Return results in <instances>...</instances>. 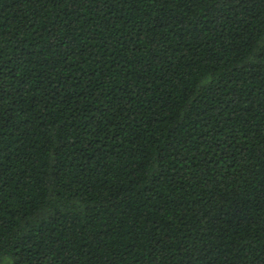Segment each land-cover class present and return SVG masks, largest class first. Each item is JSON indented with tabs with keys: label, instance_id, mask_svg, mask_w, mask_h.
<instances>
[{
	"label": "trees",
	"instance_id": "1",
	"mask_svg": "<svg viewBox=\"0 0 264 264\" xmlns=\"http://www.w3.org/2000/svg\"><path fill=\"white\" fill-rule=\"evenodd\" d=\"M0 264H264V0H0Z\"/></svg>",
	"mask_w": 264,
	"mask_h": 264
}]
</instances>
